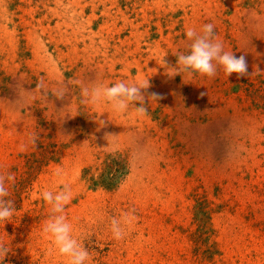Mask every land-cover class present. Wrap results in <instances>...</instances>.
Listing matches in <instances>:
<instances>
[{
	"label": "rangeland",
	"instance_id": "374dc122",
	"mask_svg": "<svg viewBox=\"0 0 264 264\" xmlns=\"http://www.w3.org/2000/svg\"><path fill=\"white\" fill-rule=\"evenodd\" d=\"M206 23L248 77L168 75ZM147 79L160 99L142 117L81 103L83 87ZM0 172L15 177L0 264H67L41 234V193L62 183L85 264H264V0H0Z\"/></svg>",
	"mask_w": 264,
	"mask_h": 264
},
{
	"label": "clouds",
	"instance_id": "9594fccd",
	"mask_svg": "<svg viewBox=\"0 0 264 264\" xmlns=\"http://www.w3.org/2000/svg\"><path fill=\"white\" fill-rule=\"evenodd\" d=\"M185 36L189 41L188 51L177 52L176 65L170 77L176 74L188 73L198 74L214 78L218 71H222L226 78L233 73L236 79L248 77V63L244 55L235 56L233 52L225 51L222 41L217 39L215 34V24L206 23L197 31L189 27L185 31ZM150 87L149 80L142 82L126 83L118 81L111 86L95 84L91 87L81 89V103L83 104H108L117 113H124L129 108H134L137 116L147 114L146 104L148 98L160 99L156 93H146ZM206 93L201 92L204 96ZM137 103L139 106H137ZM39 138L38 133H32L26 144H21L19 150L25 151L31 145L35 147ZM53 176L58 182L63 181L64 172L61 168L53 171ZM15 177L11 173L0 172V224L10 222L14 215L13 200L6 199L10 195L9 187L14 184ZM73 197L71 186L62 183V190L52 191L45 189L41 193L43 201L49 205V218L41 227L42 236L49 240L56 253L67 258V264H85L90 258L89 251L83 243L73 235V225L66 217L65 207ZM135 221V215L131 213L123 214L119 219L113 218L110 222V230L115 240L120 241L126 236V229L131 228ZM9 249L0 241V261L4 259Z\"/></svg>",
	"mask_w": 264,
	"mask_h": 264
},
{
	"label": "trees",
	"instance_id": "16d2710c",
	"mask_svg": "<svg viewBox=\"0 0 264 264\" xmlns=\"http://www.w3.org/2000/svg\"><path fill=\"white\" fill-rule=\"evenodd\" d=\"M116 165H117V168L113 169L112 173H110L109 175L107 174L106 180H101V183L105 184L108 187H111L114 185L115 181L118 179V176L123 174L124 172V167L122 166L120 162L117 161Z\"/></svg>",
	"mask_w": 264,
	"mask_h": 264
}]
</instances>
